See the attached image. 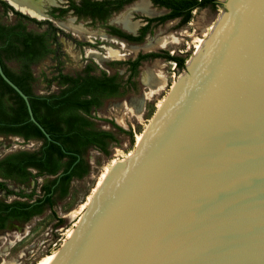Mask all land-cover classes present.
Returning a JSON list of instances; mask_svg holds the SVG:
<instances>
[{
  "label": "water",
  "instance_id": "95a60500",
  "mask_svg": "<svg viewBox=\"0 0 264 264\" xmlns=\"http://www.w3.org/2000/svg\"><path fill=\"white\" fill-rule=\"evenodd\" d=\"M223 4L52 264H264V0Z\"/></svg>",
  "mask_w": 264,
  "mask_h": 264
},
{
  "label": "rangeland",
  "instance_id": "374dc122",
  "mask_svg": "<svg viewBox=\"0 0 264 264\" xmlns=\"http://www.w3.org/2000/svg\"><path fill=\"white\" fill-rule=\"evenodd\" d=\"M65 3L66 0H55L51 4ZM138 3L139 1L136 5L132 4L121 12L114 13L104 23L100 20L77 18L71 13L60 18L50 17L65 33H57L61 42L60 63L53 54L30 62L5 57V63L16 75L22 73L25 63H29L34 76L32 90L42 95L62 90L63 86L56 78L59 69L67 74L80 76L88 68L95 75L106 71L126 79L129 75L127 65L119 61L135 58L139 53L166 51L183 57L186 65L195 54L198 38L206 39L210 35V26L216 24L225 10L222 5L213 9L199 7L193 10L187 23L180 25L179 19H176L160 25L152 24L150 33L140 43H130L109 34L108 23L136 32L144 23L141 15L155 16L164 12L151 8L150 13L145 14ZM0 23L7 26L22 23L27 31L37 34L47 29L46 24L21 19L11 10H5L1 4ZM184 71L185 68H180L174 60L164 57L146 59L141 62L134 86L120 94L102 97L99 107L92 108L88 114L83 113L90 121V129L109 130L114 134V140L109 141L105 148L94 145L82 148L81 154L87 171L81 176L73 177L67 192L57 193L51 207L42 208L40 214L26 220L8 219L0 226V264H37L43 256L61 248L67 240V231L76 228L77 216L72 213L77 214L80 205L86 201L103 168L112 159L121 160L129 152L135 151L136 134L147 129L159 102L165 99L173 83ZM39 145V141H27L19 136H0V160L17 151L35 150ZM11 178L12 180H3L7 186L6 189L0 188V202L30 201L41 194V183H45L47 177L43 176L44 180L36 179L34 184L31 179L16 174ZM32 189L33 192H30ZM29 192L31 197L25 198Z\"/></svg>",
  "mask_w": 264,
  "mask_h": 264
},
{
  "label": "trees",
  "instance_id": "16d2710c",
  "mask_svg": "<svg viewBox=\"0 0 264 264\" xmlns=\"http://www.w3.org/2000/svg\"><path fill=\"white\" fill-rule=\"evenodd\" d=\"M128 0H70L65 8H54V11L60 10L61 14L73 9L79 16H91L106 20L108 16L116 10H119ZM189 0H181V2ZM0 4L5 10H11L19 18L34 21L38 24H47V29L40 34L27 31L22 23L7 26L0 23V60L6 74L29 96L31 107L36 119L49 132L54 140L59 141L58 145L54 141H49L43 132L31 120L28 108L24 99L0 76V135L19 134L26 138L36 136L45 141V145L50 147L61 158L67 154L62 150V145L67 151H71L72 159H76V154H81L82 148L88 144H95L100 148H105L107 143L114 140V134L109 130H92L90 121L83 113L88 114L92 108L99 107L102 103V97H108L120 94L125 89L136 84L135 77L138 75L139 66L143 59L161 56L160 53L151 52L139 54L133 60L119 61L128 66L129 75L122 79L118 74H108L102 71L100 75L91 73L90 69H85V74L73 76L59 69L56 78L63 86L57 93L48 95L36 94L32 90L31 82L34 79L29 69V63H25L22 73L16 75L5 63V57L16 58L21 61H38L42 57L53 54L54 58L59 60L61 42L57 33L65 34L59 27L50 20H38L30 15L14 8L6 0H0ZM206 1L193 0L191 7L186 10L181 9L182 23L191 18V9L195 5H205ZM155 18H148L152 21ZM113 33L124 37L130 41L140 42L144 39L146 28H143L140 35L121 32L113 29ZM174 58L180 68H185V59L183 57ZM113 124V123H112ZM73 152V153H72ZM2 161H0L1 165ZM17 166V163L15 164ZM14 167V166H13ZM77 165L68 174V180L72 174H75ZM85 171L78 173L83 175ZM68 184V183H67ZM67 184L64 187V193L67 191ZM2 186V182H0ZM0 207V220L3 218L2 212L10 205ZM16 213L19 208H14ZM1 223L0 226H3Z\"/></svg>",
  "mask_w": 264,
  "mask_h": 264
},
{
  "label": "flooded vegetation",
  "instance_id": "af4514ba",
  "mask_svg": "<svg viewBox=\"0 0 264 264\" xmlns=\"http://www.w3.org/2000/svg\"><path fill=\"white\" fill-rule=\"evenodd\" d=\"M6 1L8 3H10L17 10H19L23 13H26V14L30 15L31 17H34L38 20H50L53 22V20L50 19V17L60 18V17H63L65 15L71 13L72 15L76 16L77 18H85V19H90V20H100L104 23V22H107V20L114 13L121 12L125 7L130 6L132 4L136 5V3L138 1L140 2L141 0H128L119 10L113 11L108 16V18L106 20H102L100 18H92L91 16H79V15L75 14L73 9L68 10L67 12H65L63 14H61L60 10L54 11V8H65V7H67L70 3V0H66V3L63 5L51 4V3L55 2V0H30L31 3H34L35 1H41L43 3V5L41 6V8L44 9L43 13H39L36 11L37 13H39L40 16L32 15L28 11L24 12L21 9H18V7H16L9 0H6ZM75 1L79 2L80 0H75ZM146 1L148 2V10L144 11L141 9L145 14H149L148 12L151 11L150 10L151 8H152V10L161 9V10H164V12L160 15H155V16L141 15V18L144 20V23L140 27L137 28L136 32L127 29V27L117 26L115 24L113 25V24H109V23L107 24V32L113 36L118 37L121 40L130 42V43H140L150 33L152 24L160 25V24H163L167 21L176 20V19H179L180 25L184 24L181 22V20H182L181 9L182 10L188 9L189 7H191L192 2H193V0H189V2H183V1L181 2V0H146ZM198 1H202V0H198ZM205 1H206L205 5L193 6V8L191 9V14H192L194 9L199 8V7L210 8V9L216 8L218 5H222L224 7V4H223L224 0L223 1L222 0H205ZM44 17H47V19H39V18H44ZM148 18H155V19L152 21H149V20H147ZM187 22H185V23H187ZM73 27H74V25H73ZM143 28H146V34L144 36V39L140 42L130 41L124 37H121V36L113 33V31H114L113 29H117L118 31L130 33L132 35H140ZM76 29H77V27H76ZM61 30L63 31V29H61ZM58 33H60V32H58ZM147 53H151V52H147ZM156 53L161 54V56H159V57H164V58H167L169 60H174V61H176V60L174 58H170V57H181L178 55L171 54L169 51H166L163 53H161V52H156ZM139 54H145V53H139ZM139 54L135 58H137L139 56ZM135 58H131L128 60H133ZM154 58H157V57H154ZM148 59H150V58H148ZM144 60H146V59H143L142 61H144ZM127 70H128V66H127ZM36 94H38V93H36ZM40 95H42V94H40ZM10 135L22 137L23 140H27V141L36 140V141L40 142V145L35 150L17 151L11 155H7V156L3 157L0 160V161H2V163L0 165V177H1L0 182H2V186H0V188L6 189L7 185H6V183H4L3 180H6V179L12 180L11 177L13 176V174L21 176L22 178L27 177L28 179H31L33 181V184L36 183V181H35L36 179L44 180L43 176H46L47 178H46L45 183H41V189L39 190L41 192V194L34 196V198H32L30 201L24 202V201H17L16 200V201H10V202H8V201L0 202V207L4 206L3 204L11 206V207H8V209L3 210V212H2L3 218L0 220V224L5 223L8 219L14 218V219L26 220V219H29L31 217H34V216L40 214L42 208L52 206V200L56 196L57 193L65 194L67 192L66 191L64 193V187L67 183H68L67 186L69 185V183L73 177L79 176L78 173H80L81 171H85V172L87 171L85 164H84V159L82 157V154H76L77 157H76V159L73 160L71 156H68V154H71V151H67L63 145L61 146L62 150L67 155L59 158L57 153L50 147V145L49 144L45 145V141L41 138H38L36 136L26 138V137L21 136L19 134H4V135H0V136H10ZM49 141H54V143H56L58 145L61 144L59 141L54 140L53 138H52V140H49ZM88 145L96 146L95 144H88ZM16 163H17V166L15 165ZM76 165H77V167H76L77 171L75 172V174H72L69 181L67 182L68 174L73 170V168ZM25 181H27V180H25ZM30 192H33V189ZM30 192L27 193V195H25L24 197L25 198L31 197ZM16 207L19 208L20 212L16 213L15 211H13V209Z\"/></svg>",
  "mask_w": 264,
  "mask_h": 264
},
{
  "label": "bare ground",
  "instance_id": "6f19581e",
  "mask_svg": "<svg viewBox=\"0 0 264 264\" xmlns=\"http://www.w3.org/2000/svg\"><path fill=\"white\" fill-rule=\"evenodd\" d=\"M11 3H13L16 7H18L19 9H24L26 11H28L29 13H31L32 15H36V16H40L39 13H43V8H41V6L43 5V3L41 1H35L34 3H31L30 0H9ZM139 8L144 10V11H147L148 10V2L146 0H141L138 4ZM39 13H37V12ZM150 13V11L148 12ZM214 24L210 26V29H214ZM206 46V39L205 37H200L198 38L197 40V43L195 44V52H199L201 51L204 47ZM194 52V53H195ZM189 62V60L187 61ZM175 83V82H174ZM173 83V85H174ZM172 85V86H173ZM171 86V87H172ZM164 101V100H163ZM163 101H160L159 104H158V108L161 107ZM149 125V124H148ZM147 125V127H148ZM146 127V128H147ZM146 130H144L143 132H140L138 134H136V143L135 145H138L142 140H143V137H144V133H145ZM134 154V151H131L127 154V156L121 160L119 159H112L110 161V163L105 166L101 172V174L99 175L98 177V180L96 182V185L93 187V190L92 192L89 194V196L87 197L86 201L80 205L78 211H77V214L75 213H72L73 215L77 216V221L75 223V226L78 225V223L80 221H82L83 219V213L84 211L87 209L88 205L90 204V202L92 201L94 195L96 194V192L98 191V189L101 187V185L104 183L105 179L107 178L108 174L110 173L112 167L118 163V162H121V161H124L126 160L127 158H129L130 156H132ZM74 233V227L69 229L67 231V239L69 237H71ZM57 252L58 251H53L49 254H46L45 256H43L37 264H52L53 261L55 260L56 258V255H57Z\"/></svg>",
  "mask_w": 264,
  "mask_h": 264
}]
</instances>
